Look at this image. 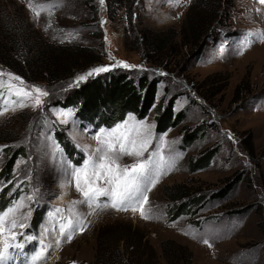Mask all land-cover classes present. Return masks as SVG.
Instances as JSON below:
<instances>
[{"label":"rangeland","instance_id":"rangeland-1","mask_svg":"<svg viewBox=\"0 0 264 264\" xmlns=\"http://www.w3.org/2000/svg\"><path fill=\"white\" fill-rule=\"evenodd\" d=\"M196 1L0 0V80L8 82L11 73L49 92L41 98L47 101L44 111L32 107L34 99L25 107L11 103L16 97H8L6 83L0 100V172L9 159L7 149L21 152L12 180L0 177V194L12 201L39 190L38 201L21 209H31L23 221L28 225L35 208L42 213L37 229L26 230L49 246L47 258L38 264H264V0H203L209 12L218 9L208 32L216 40L203 37L196 45L184 44L179 31L185 21L187 27L199 16L200 9L192 8ZM200 16L207 18L205 13ZM216 24H223L229 34L219 33ZM20 32L29 34L36 49L46 51L45 64L32 72L24 69L21 56L27 48L19 47ZM147 37L163 38L167 48L152 49ZM119 62L133 67H119ZM101 66H110V71L87 80L125 72L159 81L158 105L149 111L147 123L155 124L156 134L167 133L159 151L168 163L146 193L147 219L139 208L117 211L80 204L81 194L60 166L61 157L70 160L55 131L65 134L83 160L84 149L94 153L100 146L94 138L98 129L82 127L75 109L57 102L78 86L74 82L79 75ZM172 98L174 113L183 112L185 119L157 132L156 117ZM197 127L200 136L185 146L183 137ZM48 136L55 148L47 143ZM156 143L154 137L150 151ZM212 149L216 153L210 163L192 169ZM134 160L122 156L119 163ZM232 184L225 197L214 198ZM17 185L20 189L13 194ZM178 188L188 196L175 203L171 196H177ZM194 201V208L173 216L177 205ZM57 208L63 211L53 216ZM61 217L64 223L82 219L86 227L68 241L59 234ZM36 247L35 242L26 245Z\"/></svg>","mask_w":264,"mask_h":264},{"label":"snow or ice","instance_id":"snow-or-ice-1","mask_svg":"<svg viewBox=\"0 0 264 264\" xmlns=\"http://www.w3.org/2000/svg\"><path fill=\"white\" fill-rule=\"evenodd\" d=\"M99 2L103 4L104 0H99ZM118 66L133 67L125 62H119ZM108 71H110V66L94 67L86 74L79 75L74 83L79 85L80 82L86 81L94 74L99 75ZM161 75L167 74L161 73ZM0 76H3V73H0ZM8 76V82L0 80V100H4L5 93L2 89L6 83L8 97L13 95L16 97V100L11 103L25 107L29 99H34L32 107L38 108L40 111L45 110L47 101L41 98L49 96L47 90H42L34 85H26L18 75L9 73ZM11 81H19L22 86H17ZM28 87H31V91L27 90ZM33 93L36 95L33 96ZM7 110L5 107L4 111ZM48 110L51 111V109ZM2 114L0 113V115ZM70 115V112L65 113V124L68 123ZM166 135L167 133L156 134L155 124L147 123V117L139 120L130 113L123 122L116 123L111 129L100 127L95 132L94 138L100 146L95 149L94 153L89 149H84L86 155L81 165H73L61 157L60 166L67 171L76 190L81 194L83 199L79 202L80 204L103 206L117 211H126L131 208L135 212L139 208L141 217L147 219L148 216L144 211V205L148 202L146 193L150 186L156 184L163 174L164 165L168 163L159 151L164 146ZM154 137L157 140L156 150L150 151ZM229 139H232L231 135H229ZM46 141L55 148V145H51V136L46 137ZM2 150L0 148V151ZM146 153L147 155H145ZM122 156L134 157L135 160L131 164H121L119 161ZM168 166L172 165L169 163ZM38 197L39 190L36 189L31 195H22L19 199H13L9 206L0 210V264H38L39 261L47 258L46 253L49 246L44 244L43 238L35 234H28L26 230L30 225L23 222L30 217L31 209L29 208L28 212H21V209L37 202ZM62 211L57 208L52 215L55 216ZM63 221L64 217L58 221L59 234L61 237L66 235L68 241H71L74 232L83 231L86 227L82 219L78 222L71 219H68L66 223ZM16 228H19L20 231H15ZM33 242L38 247L26 248V245ZM55 243L58 247L60 240L57 239ZM203 243L211 247L208 239H204Z\"/></svg>","mask_w":264,"mask_h":264},{"label":"trees","instance_id":"trees-1","mask_svg":"<svg viewBox=\"0 0 264 264\" xmlns=\"http://www.w3.org/2000/svg\"><path fill=\"white\" fill-rule=\"evenodd\" d=\"M202 1L203 0H197L192 7L195 10L200 9L199 16L196 17L193 22H188L187 27V22L185 21L181 27L183 30L179 31L184 44L187 43L196 45L203 39V37H211L212 40H216V38H214L215 36H210L211 34H208V32L213 29L212 24L217 17L216 10L218 11V9H216L215 12H213V10L209 12V10L205 8L206 4ZM203 13H205L207 18L200 16L203 15ZM217 25L220 26L218 27ZM214 27H217L216 29L221 34H229L223 24H216ZM16 35L18 41L20 40L19 47L21 46L23 48H27L21 56L24 69L32 72L36 68H41L42 65L45 64V61L43 60L44 53L46 52L45 49L43 47H38L36 49V46H34L35 44L29 38V34L27 32H20ZM230 35L235 34L231 33ZM146 40L152 49L167 48V42L161 37H147ZM30 45H33L32 48H30ZM64 50L70 51L69 48H65ZM13 51L15 53H20L18 50ZM78 51L79 50L76 49L74 53H79ZM8 66L11 67V65ZM158 84L159 81L155 79L149 80L145 76L136 79L125 72H118L108 76H96L73 88L61 102L57 103L65 108H74L75 116L82 127L92 126L94 130L99 129L100 127L112 128L116 123L122 122L125 119V116L130 113L134 114L138 119H144L147 117L149 111L154 108L153 105L156 104ZM174 101V98L169 99L165 108L156 117L157 132H164L170 128H175L185 119V114L183 112L178 114L174 113ZM157 105H155V107H157ZM199 129L200 128L197 127L190 134H185V137H183L185 146H189L196 141V138H198L201 134V130ZM54 134L65 157H67L70 162L74 164L81 163L83 161V157L75 151L73 145L66 138L65 134L59 131H55ZM6 141L7 138H2L1 140V142ZM10 151V149L6 150V153L9 155V159L0 172V177L8 182L12 180L13 165L21 155V152H19L20 150H16L14 152ZM215 153L216 150L212 149L206 154L199 156L198 159L192 163L193 165L191 164L192 169H201L206 167L213 159ZM232 186L233 184L226 188L227 191L224 190L221 193L215 194L214 198L225 197L229 191H231ZM19 189L20 187L16 189L13 194L17 193ZM176 192L177 196H171V199L175 203L180 202L188 196L186 190H183V188H178ZM9 201H11L9 198L7 199L5 195L0 194V205ZM195 203L196 201L187 204L183 203V205L186 206L181 205L180 207L177 205L172 211L173 216L179 217L184 211L191 210L194 208L193 206ZM41 214L42 213L37 208L33 211L32 219L29 223L33 231L40 225Z\"/></svg>","mask_w":264,"mask_h":264}]
</instances>
